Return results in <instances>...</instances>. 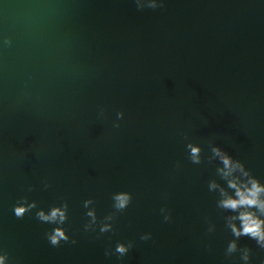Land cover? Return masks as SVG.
<instances>
[{"label": "water", "instance_id": "water-1", "mask_svg": "<svg viewBox=\"0 0 264 264\" xmlns=\"http://www.w3.org/2000/svg\"><path fill=\"white\" fill-rule=\"evenodd\" d=\"M162 3L0 0V42H14L0 47V248L11 264H243L225 255L235 237L209 191L224 182L207 156L211 141L264 183V0ZM188 143L203 164L190 162ZM119 192L132 203L101 233ZM25 196L38 208L17 219ZM65 201L76 243L53 247L56 225L35 213ZM129 242L126 256L105 255ZM238 244L264 264L256 241Z\"/></svg>", "mask_w": 264, "mask_h": 264}, {"label": "clouds", "instance_id": "clouds-1", "mask_svg": "<svg viewBox=\"0 0 264 264\" xmlns=\"http://www.w3.org/2000/svg\"><path fill=\"white\" fill-rule=\"evenodd\" d=\"M135 3L138 10H144L145 8L156 10L163 7L162 0H135ZM13 43L11 38H5L0 42V47L11 48ZM104 114L105 109L101 108L99 116L103 118ZM116 115L117 122H113L112 127L119 129L121 124L118 121L125 118V113L120 111ZM185 139H187L186 136ZM186 148L189 153L188 159L191 163L201 165L205 162L204 150L201 146L195 143H188ZM209 149L211 155L207 156V162L209 164H212L213 161L219 162L220 166L217 167L216 173L224 183L222 184L213 179L209 181L208 188L209 191L218 193L217 208L223 212L230 213L224 217L225 226L235 237V239L228 243L225 255L226 257H231L239 252L240 260L243 261V264H250L252 249L249 247L241 248L238 241L242 237H249L256 241L260 249H264V183L254 176L241 160L235 159L231 154L211 141L209 142ZM176 168H180L179 162ZM51 187L50 183H44L45 189ZM28 191L31 192L34 189L30 187ZM112 199L115 212L107 215L103 221H100L101 233L114 230V225L111 222L116 219L117 213L128 209L132 203L133 196L129 192H119L113 194ZM94 203L95 201L92 199L84 202V207L90 208L86 215L91 218L90 222L85 225V231H94V226L98 223L96 210L91 207ZM37 208L38 204L35 201L29 202L28 197L25 196L13 206V212L17 219H23ZM68 211L69 205L65 201L60 205H53L48 210L40 209L35 213L36 219L40 222L56 225L50 232L46 233V238L53 247H60L62 242L76 243L63 227L68 221ZM161 212L168 213L164 215V221L170 222L172 217L168 209L162 208ZM214 231L215 225H211L208 232L213 233ZM151 238V234L141 236V239L145 241ZM133 246L132 242L127 244L118 243L114 253L106 251L105 255L118 254L120 257H124ZM0 264H11V254L6 248H0Z\"/></svg>", "mask_w": 264, "mask_h": 264}]
</instances>
